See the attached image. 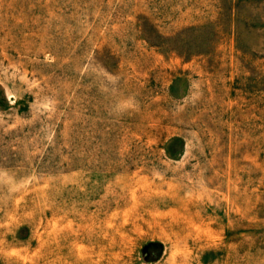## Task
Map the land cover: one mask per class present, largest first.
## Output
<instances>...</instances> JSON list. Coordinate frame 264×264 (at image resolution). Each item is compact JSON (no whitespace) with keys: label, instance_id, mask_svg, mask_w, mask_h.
<instances>
[{"label":"rangeland","instance_id":"374dc122","mask_svg":"<svg viewBox=\"0 0 264 264\" xmlns=\"http://www.w3.org/2000/svg\"><path fill=\"white\" fill-rule=\"evenodd\" d=\"M0 264H264V0H0Z\"/></svg>","mask_w":264,"mask_h":264}]
</instances>
